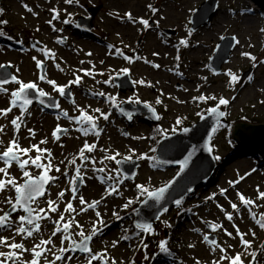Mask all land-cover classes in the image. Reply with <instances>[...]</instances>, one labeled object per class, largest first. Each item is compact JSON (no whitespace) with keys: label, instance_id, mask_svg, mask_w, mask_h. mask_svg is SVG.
<instances>
[{"label":"rangeland","instance_id":"374dc122","mask_svg":"<svg viewBox=\"0 0 264 264\" xmlns=\"http://www.w3.org/2000/svg\"><path fill=\"white\" fill-rule=\"evenodd\" d=\"M205 1L78 0L77 3L74 0L72 4H68L66 0H4L2 3L3 12L0 13V20L8 23L0 24V30L6 38L0 39V64L10 66L11 75H16L18 79L26 83L35 82L40 89L49 93L48 96L57 98L60 113L48 114L38 104L29 106L28 111L31 115L24 116L26 127L22 125L19 133L15 132L14 126L10 123L11 119L20 115L19 107L14 108L7 117L0 116V125L5 126L4 133H0V140L4 141L0 144V152L8 146L14 135L18 136L21 148L39 145L42 149L51 150L53 168L49 175L57 176L58 179L50 185L46 196L39 199L37 203L39 207L47 209V200L57 202L58 211L49 213L52 220L59 219V215L69 201L79 212V209L83 207L79 204L80 195L87 202H92L93 198L103 200L101 201L103 207L98 206L97 210L106 226L97 225V227H102V232L106 229L107 231L94 236L90 248L93 253H106L105 260L108 264H111L113 259L116 264H131V262L132 264H151L154 255L160 251L161 241H167L166 248H170L174 253L170 252V261H157L155 264H179L178 259L182 260L180 264H197V262L213 264V261H219L224 253H221L219 248L213 252L211 246L203 240L205 234L215 238L220 247L226 250L228 256L244 253L242 259L245 264H251L252 257L248 253L254 251L259 253L257 264H264V252L260 248L264 245V229L255 223L248 208L240 202L237 195L241 193L246 198L254 200L257 205H264V199H258L257 192V189L264 192V159L259 161V155L251 147L238 145L233 135L234 128L232 136L229 132L230 121L232 123L237 121V124L264 125V86L263 88L258 87L262 83L264 85V31L262 32L264 12L259 7L257 8L255 3L252 6V0H217L215 17L203 23L194 32L191 31L189 35V29L192 28L191 18ZM25 5L32 11H28ZM149 5L157 11L153 13ZM53 9L59 12L56 19H53L56 15ZM92 13L94 18L89 22ZM126 13L132 14V21L128 19ZM245 15H249L255 24L246 25L243 21ZM140 18L147 19L149 27L145 28L140 24L138 22ZM80 19L85 20L78 29L76 23ZM65 20L69 22L65 23ZM133 21H136L135 25ZM219 21H224L225 24L217 25ZM83 27H91V30L84 31ZM225 38H233L234 51L228 62L222 64V72L215 74L207 66L210 64L217 45ZM182 39L188 41L187 46L180 44ZM60 40L63 42H58ZM200 42L206 48L199 50L195 56L193 52L197 50L196 45ZM169 45L174 48L169 49ZM229 46L230 43L225 46V49L223 47L218 55L219 60H224ZM117 49L121 50L123 55H118ZM10 50L15 51L13 55L8 54ZM45 50L55 53V59L46 56ZM164 50L171 53L168 64L174 76L162 72L156 73L146 64V61L152 64L159 63L154 53H162ZM243 53H249L257 59L252 61ZM125 56L131 57L132 60H126ZM33 57L43 62L47 78L56 81L57 85H67L76 76L82 78L79 84H72L71 87L66 88V93L70 91L72 100L65 99L53 89L52 85L39 79L41 69L37 67ZM193 58H202L205 63L200 72L202 76L198 77L189 70ZM213 66H215L214 63ZM125 68L129 70L128 73L121 72ZM82 70H91L92 74L85 75ZM180 71L184 72V79L179 77ZM229 72L236 75L238 79L231 81ZM117 73H120L119 76L128 75V81L133 84V90L127 87V90L122 92L114 82L104 83L109 79L114 81L115 77H119ZM189 78H194L192 84H188L185 80ZM139 80L145 83H133ZM6 87L9 88V93L0 94V109L10 106V92L18 88V85L13 83ZM99 92H104L106 95H95ZM108 95L116 98L119 108L114 107L111 101L107 100ZM201 95L215 96L217 99L206 101L194 99ZM221 97L227 99L229 103L219 105ZM73 100L75 103L72 102ZM135 100H139V103H134ZM157 100L160 103H157ZM125 103H131L134 107L137 104L147 107L151 105V109H155L160 119L154 123L152 122L154 118L153 120L148 119V122H141L139 119L147 118V115L140 111V115L133 116L130 124L127 118L121 115L120 106ZM213 107L224 112L225 115L219 124L222 127L218 134L213 137L214 131L210 138V146L213 148L214 155L222 159L221 164L226 163L227 165L218 170L219 174L212 186L199 189L197 192L200 193L189 200L191 206L201 204L193 210V215L184 217L176 229L174 226L180 217H175L177 209L173 207L160 216L151 233L144 231L142 234L135 235V212L138 205L148 196L147 194L140 195L136 186L143 185L150 192L156 191L170 183L179 170L175 166L154 165L153 159L150 158L156 156L155 149L163 138L194 125L211 112L210 109ZM81 108L89 115L99 117L97 124L102 129L99 137L92 134L84 136L76 131L79 125L74 120L62 115L63 112H67L69 117H79ZM96 108L109 114V119L104 120L100 113L94 112ZM58 116L60 119H57ZM178 119L181 121L180 124L176 123ZM226 123H230L227 128L224 126ZM58 124L61 128H67L68 132L61 139L56 140L53 132ZM28 128L35 131L34 137L29 134ZM133 137L142 138L133 139ZM230 137L233 139L231 140ZM44 139H47V143L40 144V141ZM85 141L89 144H96L95 151L85 152L86 156L95 159V164L91 160L79 158V151ZM178 145L179 151H175L173 145L166 150L165 158L168 161L181 159L180 153L186 145L183 143ZM242 148H247L248 152H242L244 150ZM100 149L105 151L102 152ZM117 152L121 154L117 156V159L131 155L132 160L139 161L138 174L134 180L124 179L123 183L118 185L122 195H108L106 190L114 181H118L117 171L120 169L114 160H106L104 157ZM29 155L35 158L37 152L32 150ZM47 155L44 153L42 156V162L45 164L48 163ZM22 158L27 159L28 157L23 156ZM73 158H76L75 165L69 163ZM101 160L103 163H100ZM61 161L64 162L61 163ZM80 165H83L81 167L82 185L76 194L77 199L72 200L69 181L75 175V168ZM3 166V162H0V167ZM56 166L60 167V172L55 171ZM102 167L105 168L103 173L93 171L94 168ZM27 170L32 173L33 177L39 176L42 171L31 164ZM65 171L68 173L67 177L63 174ZM9 172L16 177L18 183H23L26 179L15 162ZM109 175L114 180H107ZM100 177H105L104 183H101ZM241 177L243 179H240ZM237 180L239 183L235 186L230 184ZM184 188L185 185L179 187L177 193ZM221 189L227 191L222 195ZM60 191H65L62 200L58 198ZM15 195L14 190L7 191L0 193V199L6 196L15 198ZM209 197L214 198L209 199ZM128 200L134 202L125 209L123 205ZM204 200L206 203H202ZM230 202L236 203L240 211H234ZM218 205L222 206L223 211ZM9 207L6 203L0 204V208L5 211ZM33 207L36 205L34 204ZM252 211L259 216L260 213H264V207H253ZM113 212L118 213L122 219H117ZM226 213L232 214V221L227 219ZM63 214L66 220L75 216L83 226L86 235L91 232L93 222L97 220L95 211L92 209L79 215L66 212ZM19 215H25V213L18 211L13 214V228L5 232L0 231V234L9 237L10 242L12 238L17 243L23 242L29 249L38 244L40 239L50 238L52 243L44 246L50 251L45 252L39 258V264L53 261L56 255H61L59 249L67 248L71 243L67 240L61 243L62 233L52 236L55 225L52 220L48 219L40 221V232L34 233L33 237L24 239L22 236L15 235L17 226L15 222ZM205 222L220 224L223 227L213 231ZM237 227L242 233L247 234L245 239L252 243V247L247 252L236 235ZM194 229L200 231L197 232ZM225 229L233 235L228 236ZM71 231L72 238L79 242L81 238L76 233L80 229L73 225ZM252 232H255V236H252ZM124 235L131 238L121 239ZM113 241H118L116 247L112 246ZM144 244H147V248ZM0 251L7 252L10 249L0 247ZM63 255L65 260L56 261V264H87L88 254L84 256L80 251H76L74 253L65 252ZM69 256L72 257L71 260L67 259ZM32 258L31 252H24L19 264L30 261ZM93 264H104V262L97 260L93 261ZM221 264H229V261L223 260Z\"/></svg>","mask_w":264,"mask_h":264},{"label":"snow or ice","instance_id":"6c2138e0","mask_svg":"<svg viewBox=\"0 0 264 264\" xmlns=\"http://www.w3.org/2000/svg\"><path fill=\"white\" fill-rule=\"evenodd\" d=\"M74 0H66V3L72 4ZM78 3V0H76ZM28 11H32L31 8H28L27 5H25ZM149 8H152L151 5H149ZM56 13V15L53 16V19L58 18L59 12H57L55 9H53ZM157 10L152 8V12L155 13ZM3 12V9H0V13ZM130 21L133 20L131 13L125 14ZM65 23H68L69 21L65 20ZM134 23L136 21H133ZM140 24H142L145 28L149 27V21L147 19L140 18L138 21ZM7 21L0 20V24H7ZM51 23V21H49ZM191 29H189V35L191 34ZM264 31V30H262ZM0 35H4L2 31H0ZM58 42H63V40H60ZM238 43V41H237ZM180 44L187 46L188 41L185 39L180 40ZM118 55H123V52L119 49H117ZM45 55L48 56L51 59H55V53H50L47 50H45ZM88 55H91V53H88ZM154 55H158L154 53ZM243 55L248 56L252 61H255L257 58L255 56H251L249 53H243ZM126 60L131 61V57H124ZM34 60H36L37 67L41 69V75L39 76L40 80L46 81L49 85L53 86V89L61 96L66 95V88L71 87L72 84H79L81 82V77L76 76V78L73 81H70L69 84L60 86L57 85L56 81L48 79L47 74L44 71V65L43 62L40 60H37L36 57H33ZM178 59V57H177ZM83 63V61H81ZM6 66L3 64H0V69L5 68ZM59 68V65H57ZM155 67H160L159 65H155ZM63 69H61L62 71ZM18 71V69H17ZM85 72V75H91V70H82ZM121 72L128 73L129 70L127 68L122 69ZM117 76L120 75V73L116 74ZM228 75L231 77V81H236L238 77L231 72L228 73ZM251 79V77H249ZM112 79L104 81L106 84H112ZM16 84L18 85V88L15 90H12L10 92V106L6 109H0V116L7 117L9 113L13 111L14 108L19 107L21 110L20 115L15 116V118L11 119L10 123L12 126H14V130L16 133L20 132L21 126H25L26 124L24 122V116L31 115V113L28 111L29 106L33 103L32 98H30V92H35L37 94V98L46 97L49 95V93L43 91L38 87V84L35 82H24L16 75H11L9 78L6 73H0V94H8L9 88L6 87V85L9 84ZM133 83L138 84H144L145 82L143 80L139 81H133ZM95 95L99 96H105L106 94L104 92L95 93ZM195 100L200 101H206L209 99L215 100L217 99L215 96L212 97H205L203 95L199 97H194ZM107 100L111 101L114 107L119 108V104L116 101L115 97H112L111 95L107 96ZM75 103V101H72ZM134 103H139V100L133 101ZM40 104H44L45 101L43 99H39ZM157 103H160L159 100H157ZM229 101L224 98H219V105H227ZM52 107L59 108V103H55L51 105ZM149 108H151V105H148ZM81 112V115L79 117H69L67 112H63L62 115L64 117H67L70 120H74V122L79 125V127L76 129V131L81 132L84 136H88L90 134L95 135L96 137H99L102 129L98 127L97 120L99 117H94L92 115H89L84 109H79ZM123 111V109H121ZM153 112H155V109H152ZM212 113H217L218 109L216 107H213L210 109ZM94 112L100 113V116L103 117L104 120L109 119V114H106L101 111V109L96 108L94 109ZM220 116H224V112H219ZM128 118L131 119V114H128ZM156 119H160L159 116L155 117ZM57 119H60L58 116ZM177 124H180L181 121L178 119L176 121ZM85 125H88L85 127ZM29 134L34 137L36 135L35 131L31 128L27 129ZM5 126L0 125V133H4ZM184 132H188L189 129L185 128L183 129ZM215 131V129H213ZM68 129L67 128H61V126L58 124L56 128L54 129L53 136L56 140H59L60 134H67ZM127 135V133H125ZM142 137H133V139H141ZM4 141L0 140V144H3ZM47 139L41 140L40 144H46ZM35 150L37 152V155L35 158L29 155V153ZM96 150V144H89L87 141H85L84 146L79 151V158L81 160H91L93 164H95V159L90 158L85 155V152L91 153ZM102 152L105 151L104 149H100ZM210 152L212 151L211 148L208 149ZM134 151V150H133ZM44 153H47V159L48 163L45 164L42 162V156ZM121 154L119 152L115 153L114 155L108 156L106 155L104 159L106 160H114L116 164L121 165L125 162H129L132 160V156H124L123 159H117V156H120ZM23 156H27V159H23ZM138 158H144V157H138ZM219 159V157H216ZM154 159V158H150ZM0 162H3L4 166L0 167V193H5L7 191L14 190L16 195L15 198L12 196H6L2 199H0V204L6 203L9 205V209L5 211L3 208H0V213H3L0 215V231L4 230H10L13 228V220H12V214L16 213L18 211H22L25 213V215H19L18 220L15 222L17 226L15 227V235H19L24 237V239L33 237L34 233H39L41 229L40 221L44 219L52 220L49 213H56L58 211L59 205L54 200H47V209L39 207L37 201L40 197H43L45 193L47 192V185L50 183L55 182L58 177L54 175H49V173L52 171L53 165L51 160V150L50 149H42L39 147V145H31L30 148H21L18 136H13V138L9 141L8 146L0 152ZM13 162L17 164V166L20 168V170L23 173V177L26 178L23 183H18L16 177L12 176L9 172V169L12 167ZM64 161H61L63 163ZM70 164L75 165L76 164V158H73L70 162ZM100 163H103V160L100 161ZM29 164L34 166L37 169H41V173L39 176L33 177L32 173L27 170ZM83 165L77 166L75 168V175L72 177L69 181L71 187L70 191L72 193V200L77 199L76 193L78 192L79 188V181L83 180V175L81 173V167ZM56 172H60L61 169L59 166L55 167ZM93 171L103 173L105 172V168H94ZM65 177H67L68 173L65 171L63 173ZM117 177H119L118 181H114L113 184L109 185V189H107V194H120L119 192V184L123 183L124 179H127V176H123L121 171H117ZM240 179H243L241 177ZM107 180H114V178L109 175L107 177ZM101 183L105 182V177H100ZM236 183H239V180L235 182H230V184H233L235 186ZM139 189L140 195L147 194L149 198L156 200L157 202L161 201L164 198V193L167 191V187H170V185L166 187H162L158 189L157 191L150 192L148 188L144 187L143 185H137L136 186ZM227 190L221 189V194L223 195ZM258 192V199H264V192H261L259 189H257ZM238 198L240 202L248 208V211L252 217V219L255 221L257 225L261 229H264V213H260L259 216L256 212L252 211L253 207H264V205H257L254 200L251 198H246L243 194L237 193ZM65 196V191H60L58 193V198L63 199ZM214 197H209V199H213ZM79 204L82 205L79 209V212L76 208L73 207V204L71 201H69L66 204V207L64 208L63 212L66 213H76L79 215L80 213L87 212L89 209H92L95 211L97 220L93 222V227L91 229V232L89 234H85V231L83 230V226L76 220L75 216H71L69 219H65V216L63 212L59 215V219L52 220V223L55 225L54 230L52 231V236H55L57 233H62V240L61 243L63 244L64 241H70L71 243L67 248H60L59 252L61 255H56L55 259L53 261H50L49 264H56V261H64L65 256L63 253L65 252H76L80 251L82 253H88L86 256L87 264H93V261L101 260L104 262V264H108V261L105 260L106 253H93L92 249L89 247V241L92 240V238L96 235H98L100 232H102V227H97V225L100 226H106L104 224L103 219L101 218L100 212L97 210L98 205L101 203V201H92L87 202L85 201L84 197L82 195L79 196ZM134 201L128 200L127 203L123 205L125 209H127ZM174 203L179 207L181 204V200L177 199L174 201ZM231 203V202H230ZM36 205V207H33V205ZM221 210L223 211L222 206ZM231 208L239 212L240 209L236 203H231ZM164 212H167L168 209L164 208ZM190 211V209H189ZM113 215L116 216L117 219H122V217L119 216L118 213L113 212ZM226 217L229 221L233 220V216L230 213H226ZM159 219V217H157ZM208 224V226L213 230L216 231L223 226L216 223L211 222H205ZM73 225H75L76 228H79L80 231L76 233L81 239L79 242L74 240L73 233L71 231ZM170 226V225H169ZM136 229H140L146 232L151 233L153 231L152 225L148 223H136L135 225ZM235 227V225H234ZM194 231L199 232V229H194ZM225 232L228 236H232L233 234L231 232H227L225 229ZM140 233L137 232L135 235H139ZM252 236H255V232L251 233ZM236 235L240 239L241 245L244 246L245 252H247L248 249L252 247L251 241L245 239L246 233H242L240 229L236 228ZM131 237L128 235H124L121 237L123 240H129ZM204 242L208 243L211 246V249L213 252H215L218 248L221 253H224V255L221 256V259L219 261H213V264H221L223 260H228L229 264H245L244 260L242 259V256L244 253H236L235 256H228L226 254V250L224 248H221L220 245L216 242L215 239L210 240L209 236L207 234L203 235ZM52 243V240L49 239H40V242L38 244H35L31 249L26 248L23 242L17 243L14 238L11 239V242L9 241V237L4 236L0 234V247H6L10 249V251L4 252L0 251V264H19L20 258L23 255L24 252H31L32 253V260L25 261L23 264H39V258L44 255L45 252L50 251V249L44 247L45 245H49ZM118 241H113L112 246L116 247ZM167 241H161L160 242V250L167 252L168 249L166 248ZM190 247H193V245H189ZM144 247L147 248V244H144ZM261 251L264 252V245L260 246ZM252 257L253 264H256V258H257V252H250L248 253ZM71 256H69L67 259L71 260ZM147 258V257H146ZM111 264H116V261L113 259L111 261ZM199 264V262H197Z\"/></svg>","mask_w":264,"mask_h":264},{"label":"water","instance_id":"95a60500","mask_svg":"<svg viewBox=\"0 0 264 264\" xmlns=\"http://www.w3.org/2000/svg\"><path fill=\"white\" fill-rule=\"evenodd\" d=\"M254 3H256L263 11H264V0H252ZM3 0H0V9L2 7ZM216 5L217 0H207L205 4H203L199 10L196 11V13L191 18L192 23V31H195L198 27L203 25L204 22L197 20L198 16L200 14H205L208 10V13L205 14L210 21L211 16L216 13ZM94 16L93 13L91 15V18L88 20L91 22L93 20ZM83 20L80 19L77 23L78 26L81 25ZM205 22V23H207ZM85 29H89L84 27ZM234 42V43H233ZM227 43H230L229 48L226 51V56L224 60H221L217 67L213 66L212 61H215L219 58V53L221 50H223V47L225 49V46ZM235 41L233 39H222L221 42L217 45V51L214 56V59L211 60L210 67L219 74L221 71V66L223 63L228 62L230 55L232 51L234 50ZM45 71V66H44ZM0 73H6L8 77H11V67L6 66L3 69H0ZM128 78V75H123L116 77L114 79L115 84H117L122 92H125L127 90V87L130 88V90H133V84L130 83ZM30 98H32L33 103L30 105H34L35 103H39V99H43L45 103L41 106H45L47 109H53V110H46L47 112H56L57 108L52 107L51 105L58 103L57 98L53 97H42L37 98V94L35 92H30ZM70 96V97H69ZM67 99H71L70 91L66 93L64 96ZM121 109H123V114L128 117V114H135L140 115V111L144 112L149 120L154 118L152 121L157 122L158 119L155 117L157 116L155 112L152 111L151 108L138 104L137 106H133L130 103L123 104L121 106ZM220 110L217 111V113L209 112L204 118L199 120L196 124L188 127V132H184L183 130L177 134L167 136L163 138L158 146L157 149V160L160 164L168 166V167H180L179 172L176 174V176L173 178V180L168 183L166 186L170 185V187H167V191L164 193V198L157 202L154 199H151L147 197L137 208L136 210V223H148L152 226L157 223L160 218V216L164 213L163 209L167 208L168 210L172 209L176 204L174 203L175 200L179 199L181 202L184 200V198L191 193H194L197 191L202 185L209 182L213 175L215 174V165L216 160L215 157L208 149L210 148L209 141L213 134V129L215 126L223 121V116L219 115ZM63 134H60V137ZM234 139L238 142V144L243 147H248L254 149V151L264 154V125H249L244 123H238L234 126ZM183 143L186 145V148L183 149L180 153V160L176 161H168L165 157V152L168 148H170L172 145L175 148V151H179L180 147L178 144ZM139 165L138 160H133L129 162H125L121 165H119V169L122 172L123 175L127 176L128 179L134 180L137 176V168ZM80 187V182H78ZM182 185H185V188L178 192V188L182 187ZM165 186V187H166ZM48 187V185H47ZM79 189V188H78ZM44 197V196H43ZM15 214V213H13ZM210 240L215 239L213 237H209ZM91 241H89V247H90ZM82 253V252H81ZM83 255H86L88 253H82ZM253 264V263H252Z\"/></svg>","mask_w":264,"mask_h":264},{"label":"bare ground","instance_id":"6f19581e","mask_svg":"<svg viewBox=\"0 0 264 264\" xmlns=\"http://www.w3.org/2000/svg\"><path fill=\"white\" fill-rule=\"evenodd\" d=\"M207 2V0L203 3V4H205ZM202 4V5H203ZM251 4H252V6H257V8L259 7L256 3L254 4V2L252 1L251 2ZM254 4V5H253ZM201 5V6H202ZM200 6V7H201ZM217 8V7H216ZM260 8V7H259ZM167 9V8H166ZM200 9V8H199ZM199 9H197V10H199ZM261 9V8H260ZM196 10V11H197ZM217 10V9H216ZM262 10V9H261ZM196 11H195V13H196ZM263 11V10H262ZM264 12V11H263ZM194 13V14H195ZM205 14H207L208 13V10L206 11V12H204ZM216 13H217V11H216ZM216 13H214L212 16H211V19H213L214 17H215V15H216ZM193 14V15H194ZM205 14H200L199 16H198V18H197V20L199 19L200 21H202V22H207V20H209L208 18H207V16L205 15ZM252 16H253V14H251ZM193 17V16H192ZM210 19V20H211ZM244 23L246 24V25H248V26H252V25H254L255 24V22H254V20L253 19H251L250 17H249V15H245L244 16ZM133 24L135 25L136 23H134L133 22ZM223 24H225V22L224 21H219L218 23H217V25H223ZM219 27V26H218ZM192 30V29H191ZM194 32V31H193ZM263 32V31H262ZM226 39H233V38H226ZM228 44V43H227ZM196 47H197V50H195L194 52H193V55H195V56H197V53H199V50H202L204 47L206 48V46H204L203 45V43L202 42H200V43H197V45H196ZM196 47H194V48H196ZM10 48H12V47H10ZM174 47H172V46H170L169 45V49H173ZM192 50V49H191ZM216 51H217V49L215 50V53H214V55L211 57V59H210V64H211V60H213L214 59V56H215V54H216ZM234 51V50H233ZM14 52L15 51H12V50H10L9 52H8V54L9 55H13L14 54ZM156 54H158V55H155L156 56V58L158 59V61H159V63H151L150 61H146V64L148 65V66H150V67H152L153 69H154V71L156 72V73H159V72H162V73H166V75H171V76H174V72L171 70V68L169 67V64H168V61H169V58H170V55H171V53L169 52V51H163L162 53H160V52H156ZM213 58V59H212ZM221 60H219V59H216L215 61H212V63H214V67H217V64L220 62ZM191 62H192V66L190 67V71H191V73H193L194 75H197L198 77L199 76H202L201 74H200V72H201V70H202V68H203V66L202 65H205V63L203 62V60H202V58H193L192 60H191ZM210 64H209V66H207L208 67V69L211 71V72H213V73H215V74H217V72H215L211 67H210ZM155 65H159L160 67H155ZM204 70H207V68H204ZM222 72V68H221V71L219 72V74ZM179 75V77H181V78H183L184 79V77H183V75H184V72L183 71H180V73L178 74ZM182 79V80H183ZM186 81H188V84H192V82H193V80H194V78H189V79H185ZM210 84V83H209ZM263 83L261 84V85H259L258 87L259 88H263ZM187 87V86H186ZM157 88V87H156ZM188 88V87H187ZM156 90H158V89H156ZM140 121L141 122H143V119H140ZM145 122V121H144ZM230 123L232 124V122L230 121ZM230 123H226V124H224V126L227 128L228 127V125L230 124ZM223 126V127H224ZM235 126V125H234ZM242 152H247L246 150H243ZM243 157V156H242ZM95 196V195H94ZM97 200H99V199H96V198H93V201H97ZM99 201H102L103 202V200H99ZM105 201V200H104ZM100 203L98 206H100V207H103V203ZM5 231H7V230H4L3 232H5ZM2 232V233H3Z\"/></svg>","mask_w":264,"mask_h":264},{"label":"trees","instance_id":"16d2710c","mask_svg":"<svg viewBox=\"0 0 264 264\" xmlns=\"http://www.w3.org/2000/svg\"><path fill=\"white\" fill-rule=\"evenodd\" d=\"M1 37H3V35H1ZM237 124V121H234L232 124H231V128H230V130H229V132H230V136H232V131H233V128H234V125H236ZM222 126L221 125H218V127L215 129V133H214V135H213V137H215L217 134H218V131H219V129L221 128ZM230 139L232 140L233 138H231L230 137ZM234 142V141H233ZM235 147V146H234ZM212 148V147H211ZM212 150H213V148H212ZM155 151H156V149H155ZM214 152V151H213ZM258 155V154H257ZM216 158V157H215ZM264 159V156L263 155H259V161H261V160H263ZM216 160V163H217V168H216V171H218V169H220V165H221V162H222V159L219 157V159H215ZM153 161H154V165H157V166H160L158 163H157V161H156V158H154L153 159ZM217 175H215V177H216ZM198 195V193L197 194H195V197ZM193 197V195H190V196H187L186 197V199L180 204V206L178 207V206H176L175 208L177 209L176 210V214H175V217H180V219L176 222V224H175V226H174V229H176L177 227H178V225H179V223H181V221H182V219L184 218V217H187V216H190V215H193L192 213H193V210L196 208V207H198L200 204H197V206L196 205H193V206H191V204H190V201H188L189 199H191ZM202 203H205V200L202 202ZM189 209H190V211H189ZM173 252L170 248H168V251L167 252H164V251H159V252H157L155 255H154V257L152 258V262H151V264H155V263H157V261H163V260H167V261H170L171 259L169 258L170 256H171V253ZM174 253V252H173ZM182 262V260L181 259H178V263L180 264ZM131 264H132V262H131Z\"/></svg>","mask_w":264,"mask_h":264}]
</instances>
